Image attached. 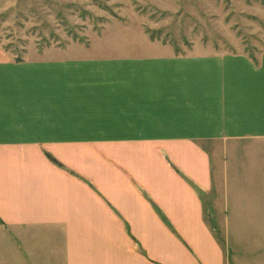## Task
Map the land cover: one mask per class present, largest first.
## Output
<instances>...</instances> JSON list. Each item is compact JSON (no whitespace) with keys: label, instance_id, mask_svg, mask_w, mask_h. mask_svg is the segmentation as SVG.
Masks as SVG:
<instances>
[{"label":"crops","instance_id":"crops-1","mask_svg":"<svg viewBox=\"0 0 264 264\" xmlns=\"http://www.w3.org/2000/svg\"><path fill=\"white\" fill-rule=\"evenodd\" d=\"M148 42L19 62L0 52V219L18 257L264 264V48ZM216 184L226 251L198 193Z\"/></svg>","mask_w":264,"mask_h":264},{"label":"rangeland","instance_id":"rangeland-1","mask_svg":"<svg viewBox=\"0 0 264 264\" xmlns=\"http://www.w3.org/2000/svg\"><path fill=\"white\" fill-rule=\"evenodd\" d=\"M149 40L176 53L245 51L256 57L264 48V0H0V52L18 62L86 56L91 49L114 53L141 46L150 52L156 47ZM220 188L198 193L206 228L226 251L225 198L215 206ZM7 234L1 224L0 264H38L18 257L19 243Z\"/></svg>","mask_w":264,"mask_h":264}]
</instances>
